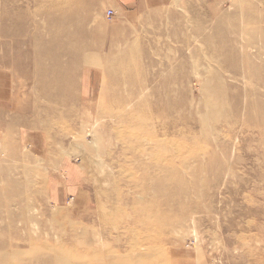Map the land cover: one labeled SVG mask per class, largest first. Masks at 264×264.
<instances>
[{"label":"rangeland","instance_id":"obj_1","mask_svg":"<svg viewBox=\"0 0 264 264\" xmlns=\"http://www.w3.org/2000/svg\"><path fill=\"white\" fill-rule=\"evenodd\" d=\"M142 1L0 0V264H264V0Z\"/></svg>","mask_w":264,"mask_h":264},{"label":"bare ground","instance_id":"obj_2","mask_svg":"<svg viewBox=\"0 0 264 264\" xmlns=\"http://www.w3.org/2000/svg\"><path fill=\"white\" fill-rule=\"evenodd\" d=\"M236 58H237V54L233 55V57L231 58L233 60V63H232V65H230V68L228 69V72H230V73L232 72L231 74L233 75L235 73H238V71H241V76L243 78H245L246 80L252 79V81H253L254 79L257 78L258 79L257 80V83H258L257 85L258 86H261L264 89V76H263V73H264V63L261 64V65H259L256 68L249 69V67H247L245 64L242 67V64H240L239 62H236ZM244 63H246V62H244ZM112 70H114V68H112ZM130 83H132V82H130ZM236 92H237L236 89L232 90L233 97L236 95ZM180 104L181 103H178V107L175 110H178L180 108ZM253 105H254L253 108H250V105L247 107L248 109H247V113H245L246 114V117H245L246 120H245V122L248 123L249 125L250 124H254V125L255 124H259V132H258V135H256V136H253L252 135V138H254V140H256L259 144H264V102L253 103ZM182 109H184V108H182ZM181 112H182V110H181ZM237 113H239V110L235 109L234 112L231 113V115L226 116L225 118L231 117V118H234L235 119L237 117L236 116ZM178 114H179V112H178ZM231 118L228 119L229 122H236L237 121L236 120L237 118L235 120H233ZM38 119H40V118H38ZM218 120H219V118H218ZM38 121H40V120H38ZM39 124L42 125L43 128H45V126L47 125V123L46 122H43V120H41V122H39ZM164 124L165 123H163V125ZM196 124H198V123L196 122ZM199 124L202 125V126H204V124L201 123V122H199ZM165 125H168V124H165ZM42 127H41V129H42ZM89 134H91V133H89ZM136 144H137V142L133 141L132 146L130 147V149H132V147H134V145H136ZM19 194H21V192ZM56 254L57 255H53L52 258L50 257L47 260V263H50V264H71L70 263V259H68L67 257L59 258L58 252H56ZM100 257H99V259L102 262L101 264H127V261L126 260L129 259V258L126 259L123 256H120L119 258H110V257H107L106 255H105V257H102V256H100ZM133 261L136 262V264H142L143 263L142 257L139 256V255H135V257H133Z\"/></svg>","mask_w":264,"mask_h":264},{"label":"crops","instance_id":"obj_3","mask_svg":"<svg viewBox=\"0 0 264 264\" xmlns=\"http://www.w3.org/2000/svg\"><path fill=\"white\" fill-rule=\"evenodd\" d=\"M106 1H109L110 3L115 4V6H118L117 7L119 9L118 14H120V16H127L129 13H133L134 10H136V7L134 6V4H137V5L139 4L140 6L143 3L142 0H137L136 3L134 2V0H116V1L106 0ZM69 171L70 169L65 168L64 172L67 174V178H71L72 176V173H69ZM54 187H56V185L53 186V190L55 191V194L58 196L57 199L59 201V199H61L60 189L58 190Z\"/></svg>","mask_w":264,"mask_h":264},{"label":"built area","instance_id":"obj_4","mask_svg":"<svg viewBox=\"0 0 264 264\" xmlns=\"http://www.w3.org/2000/svg\"><path fill=\"white\" fill-rule=\"evenodd\" d=\"M113 15H114V11L113 10H108L107 13H106V17L108 19H111Z\"/></svg>","mask_w":264,"mask_h":264}]
</instances>
